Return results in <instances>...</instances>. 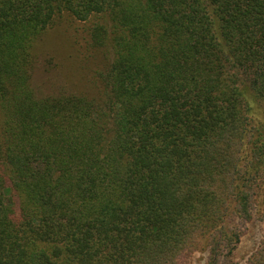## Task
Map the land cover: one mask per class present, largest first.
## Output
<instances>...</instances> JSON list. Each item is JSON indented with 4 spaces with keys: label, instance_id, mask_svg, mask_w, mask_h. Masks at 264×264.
<instances>
[{
    "label": "trees",
    "instance_id": "trees-1",
    "mask_svg": "<svg viewBox=\"0 0 264 264\" xmlns=\"http://www.w3.org/2000/svg\"><path fill=\"white\" fill-rule=\"evenodd\" d=\"M65 14L103 62L42 92ZM260 217L264 0H0V264H229Z\"/></svg>",
    "mask_w": 264,
    "mask_h": 264
},
{
    "label": "rangeland",
    "instance_id": "rangeland-1",
    "mask_svg": "<svg viewBox=\"0 0 264 264\" xmlns=\"http://www.w3.org/2000/svg\"><path fill=\"white\" fill-rule=\"evenodd\" d=\"M89 26V21H80L67 14L64 15V18H56V21L49 25L46 37L38 46V49L47 52L40 59L36 68V84L40 86L42 92H46L52 86V82H56L55 76H57V80L70 83L73 81L72 76L75 75V85L73 86L77 84L82 87L86 83L78 79L81 72L86 73L89 68L96 69L102 64V54L97 53L96 58V56H92V53L95 52L94 49L91 52L88 51ZM79 69L81 72L78 71ZM77 82H82V85ZM88 85H91L89 81ZM247 154L248 150L241 151L244 159ZM240 229L244 233L241 242L234 254L226 255L223 262L246 264L251 253L258 246L264 245V218L260 217L253 223L244 222L240 225ZM206 257L205 251L197 250L190 259L191 264H205Z\"/></svg>",
    "mask_w": 264,
    "mask_h": 264
}]
</instances>
